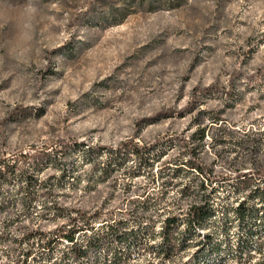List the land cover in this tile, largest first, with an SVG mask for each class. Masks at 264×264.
I'll list each match as a JSON object with an SVG mask.
<instances>
[{"label":"rangeland","instance_id":"obj_1","mask_svg":"<svg viewBox=\"0 0 264 264\" xmlns=\"http://www.w3.org/2000/svg\"><path fill=\"white\" fill-rule=\"evenodd\" d=\"M201 109L220 112L235 130L264 129V0H0V154L50 150L38 162L40 176L53 175L49 184L57 200L80 209L72 211L75 220L94 212L100 218L112 211L119 216L116 210L127 202L130 181L123 170L114 172L115 183L93 175L87 150L104 152L129 139L147 146L177 143L192 132L191 121ZM215 134L225 142L205 146L203 160L225 174L240 166L232 150L247 138L223 130ZM255 159L264 163L263 149ZM125 166L137 163L132 159ZM60 167L69 174L60 177ZM143 170L145 175L128 184L131 197L161 190ZM234 182L223 181L219 193L228 194ZM16 184L6 186L12 199ZM169 190L164 200L173 202L179 189ZM41 201L36 198L19 217L15 207L1 213L0 232L11 237L25 226L45 238L71 226L53 213L42 217ZM153 206L147 207L142 243L123 251L126 264H145L151 256L142 247L162 218ZM251 223L262 226L264 216ZM207 225L223 242L218 252L198 249V264H235L225 238L236 242L238 234L245 235L244 225L231 216ZM207 230L198 229L192 238ZM257 236L248 237L243 264H264V249L253 247ZM8 249V243L0 244V264H12L17 255ZM67 249L39 248L33 264H104L113 245L101 244L79 260ZM196 251L192 244L166 264L185 263Z\"/></svg>","mask_w":264,"mask_h":264},{"label":"trees","instance_id":"obj_2","mask_svg":"<svg viewBox=\"0 0 264 264\" xmlns=\"http://www.w3.org/2000/svg\"><path fill=\"white\" fill-rule=\"evenodd\" d=\"M189 129H192V132L186 137H180L177 143L163 144L165 142L156 141L147 146L129 139L104 152L87 150L86 163L91 166L93 175L103 179L112 178L115 183L114 172L122 169L124 177L131 183L140 175H145L142 170L147 167L143 170H147L146 177L152 184L159 182L161 190L156 194L151 192V195L147 192L134 193V197H131L128 183L125 190L126 206L116 210L119 211V216L112 211L109 217L100 218L98 212H94L89 216L83 215L80 221L72 216V211L80 212L79 208L63 205L57 200L49 184L53 175H48L46 178L40 176L42 167L38 162L45 160L50 150H34L32 154L22 151L14 155L1 153L0 214L10 211L13 207L18 211L17 217L27 214L33 201L42 197V217L53 213L55 218H63L71 225L68 229L59 230L45 238L35 236L37 232L25 226H22L19 235L11 237H8L6 231L0 232V244L8 243L7 253L10 249L17 252L12 264H33L37 257L34 252L37 249L52 251L53 247L59 244L68 248L66 253L76 260L101 244L113 245L110 255L103 263L126 264L123 260V251L127 250L128 246L141 244L143 239L141 235L148 233V230L144 229L143 234H140L145 219L150 216L147 214L149 203L154 205V211L161 212L160 218H162L159 220L158 231L150 232L147 237L149 239L142 247L143 251H148L152 256L145 264L171 262L180 250H185L192 244L197 246V254L200 249L218 252L223 241L215 236V230L209 228L207 223L219 217L225 219L231 216L244 225L245 235L238 234L236 242L233 243L231 239L225 238L227 254L237 258L235 264H243L241 257L249 243L248 237L258 235L253 247L262 251L264 224L257 226L256 223H251V219L264 216V163H258L257 160L261 159H255L258 150H264V141H261L264 137V129L235 130L226 125L220 112L208 113L202 109L198 110ZM216 130L240 133L241 138H247L234 144L232 150L236 152L235 157L239 158L240 166H230L231 169L225 174H217L213 167L208 168L203 160L205 146L211 147L212 141L217 144L225 142L222 138H217ZM158 147H163L164 150H152ZM177 147L176 151L170 150ZM91 155H94V159L90 158ZM132 159L136 161L137 166L127 169L125 164ZM247 159L251 161V166L246 164ZM59 169L60 177L69 174L68 169L64 167ZM230 178L235 180L233 189L228 194H220L219 188L222 186L220 184ZM13 182L17 183L15 199H12V195L6 190V186ZM173 187L179 189L174 196L176 200L167 202L164 199L167 198L169 189ZM128 195L131 198H128ZM81 212L84 214V211ZM8 226L5 224L3 228ZM203 228L208 230L192 238L194 236L192 233ZM226 229L227 226L223 224L221 226L223 234L227 233ZM259 235L263 238L258 240ZM154 257L160 258L159 262L155 263ZM198 258L199 254L185 263L198 264ZM206 264H210L209 261Z\"/></svg>","mask_w":264,"mask_h":264}]
</instances>
